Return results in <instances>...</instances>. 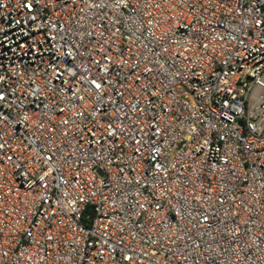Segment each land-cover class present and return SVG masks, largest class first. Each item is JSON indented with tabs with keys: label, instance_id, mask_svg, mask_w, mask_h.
I'll list each match as a JSON object with an SVG mask.
<instances>
[{
	"label": "built area",
	"instance_id": "obj_1",
	"mask_svg": "<svg viewBox=\"0 0 264 264\" xmlns=\"http://www.w3.org/2000/svg\"><path fill=\"white\" fill-rule=\"evenodd\" d=\"M0 264H264V0H0Z\"/></svg>",
	"mask_w": 264,
	"mask_h": 264
}]
</instances>
